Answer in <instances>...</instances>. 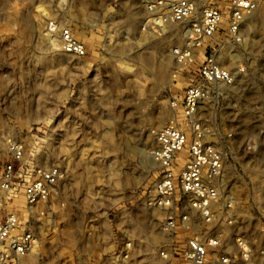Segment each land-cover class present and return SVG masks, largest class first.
<instances>
[{
    "label": "rangeland",
    "instance_id": "rangeland-1",
    "mask_svg": "<svg viewBox=\"0 0 264 264\" xmlns=\"http://www.w3.org/2000/svg\"><path fill=\"white\" fill-rule=\"evenodd\" d=\"M255 1L242 43L204 42L206 56L235 83L209 86L186 119L171 102L203 58L178 64L180 29L147 25L152 0H0V170L14 142L25 163L58 165L64 173L33 208L38 251L9 264H86L76 252L81 241L112 240L100 233L105 218L109 228L114 217L125 229L142 224L149 213L137 201L158 177L151 156L157 134L170 123L187 129L188 121L225 152L220 192L233 202L234 221L224 223L221 215L216 230L249 251L245 259L235 245L234 264H264V0ZM49 21L69 26L87 54L57 50ZM9 209L1 208L0 218ZM133 229L157 241L155 221Z\"/></svg>",
    "mask_w": 264,
    "mask_h": 264
},
{
    "label": "built area",
    "instance_id": "built-area-1",
    "mask_svg": "<svg viewBox=\"0 0 264 264\" xmlns=\"http://www.w3.org/2000/svg\"><path fill=\"white\" fill-rule=\"evenodd\" d=\"M257 7L255 0L202 5L195 0H152L147 5L149 27L172 24L180 29L184 43L173 50L180 66L189 67L203 58L191 70L193 76L181 97L171 102L181 108L186 119L194 117L199 103L209 95V86H231L236 79L213 55L206 56L204 42L224 39L242 43L246 20ZM47 33L54 36L53 45L60 52L76 57L87 54L86 45L69 26L49 21ZM187 126L170 123L157 134L151 156L158 177L137 201L149 213L147 219L125 229L124 221L116 217L108 220L109 228L105 218L100 233L103 238L110 234L112 240L81 241L75 249L86 264H234L233 247L237 244L241 256L249 257L242 242L223 241L216 230L221 215L224 223L234 221L233 202L222 199L220 192L225 152L207 141L192 121ZM9 150L10 158L0 170V209L10 205L0 218V264L14 263L38 251L40 241L31 225L33 208L45 203L64 179L58 165L25 163L21 145L9 142ZM153 220L157 241H148L146 233L136 234L134 227L149 226Z\"/></svg>",
    "mask_w": 264,
    "mask_h": 264
},
{
    "label": "bare ground",
    "instance_id": "bare-ground-1",
    "mask_svg": "<svg viewBox=\"0 0 264 264\" xmlns=\"http://www.w3.org/2000/svg\"><path fill=\"white\" fill-rule=\"evenodd\" d=\"M172 0H167V3L171 2Z\"/></svg>",
    "mask_w": 264,
    "mask_h": 264
}]
</instances>
